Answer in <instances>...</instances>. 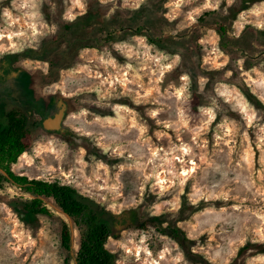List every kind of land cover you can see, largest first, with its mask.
<instances>
[{
  "label": "rangeland",
  "instance_id": "374dc122",
  "mask_svg": "<svg viewBox=\"0 0 264 264\" xmlns=\"http://www.w3.org/2000/svg\"><path fill=\"white\" fill-rule=\"evenodd\" d=\"M246 2L0 0V60L46 50L18 64L41 74L40 93L75 107L65 130L36 131L13 169L71 184L117 215L134 210L107 243L119 264H264V0ZM98 5L104 24L66 33ZM5 73L0 96L25 102L21 72ZM0 193L20 190L7 183ZM49 205L54 216L25 220L0 201V264H65L68 255L76 264L79 231ZM168 226L182 229V243Z\"/></svg>",
  "mask_w": 264,
  "mask_h": 264
},
{
  "label": "trees",
  "instance_id": "16d2710c",
  "mask_svg": "<svg viewBox=\"0 0 264 264\" xmlns=\"http://www.w3.org/2000/svg\"><path fill=\"white\" fill-rule=\"evenodd\" d=\"M253 1L255 0H247L246 3ZM246 7L247 4L242 9ZM143 10H135L138 17L145 14ZM105 22L103 8L98 5L90 6L85 13L66 23L64 27L66 33L72 36ZM227 27L226 23L217 24L222 36L226 35ZM26 57L48 58L46 50L30 47L23 51L5 54L0 60V67L5 70L3 63H6L9 67L18 69L15 64ZM63 57V52L56 53L50 60L51 66L56 65ZM40 75L24 70L27 98L25 102L0 96V189L11 183L20 190L19 194L12 196H4L0 193V201H5L14 210L24 213L25 220H36L39 215L54 216L55 210L49 205V201L53 202L74 221L79 231L80 244L76 264H119L116 253L107 246V243L111 236L120 237L124 226L134 221L136 215L134 210L126 211L124 216L117 215L96 198L83 193L71 184L30 177L13 169V164L17 163L21 155L32 146L35 132L43 127V119L49 116V109L57 101L63 98L68 105V111L75 108L72 98L60 94L40 93L36 88V81ZM45 76L49 77V75ZM163 231L171 233L178 241L183 242L181 240L183 232L179 226H168L163 228ZM72 240V226L67 219H62L61 241L68 252L72 249ZM65 264H71L70 255L65 258Z\"/></svg>",
  "mask_w": 264,
  "mask_h": 264
},
{
  "label": "water",
  "instance_id": "95a60500",
  "mask_svg": "<svg viewBox=\"0 0 264 264\" xmlns=\"http://www.w3.org/2000/svg\"><path fill=\"white\" fill-rule=\"evenodd\" d=\"M60 109L52 115H49L43 119V127L51 131H63L65 130L64 119L67 114L68 105L66 101L61 98L58 101Z\"/></svg>",
  "mask_w": 264,
  "mask_h": 264
},
{
  "label": "flooded vegetation",
  "instance_id": "af4514ba",
  "mask_svg": "<svg viewBox=\"0 0 264 264\" xmlns=\"http://www.w3.org/2000/svg\"><path fill=\"white\" fill-rule=\"evenodd\" d=\"M3 65L6 67V73H5V76H10L11 74L15 73L16 71H19L21 72V80H23V82L25 83V78L23 77V73H24V70L19 64L18 62L15 64L16 67H18V69H15V68H11L9 67L6 63H3ZM5 70H3L1 67H0V71L1 72H5ZM25 85V84H24Z\"/></svg>",
  "mask_w": 264,
  "mask_h": 264
},
{
  "label": "bare ground",
  "instance_id": "6f19581e",
  "mask_svg": "<svg viewBox=\"0 0 264 264\" xmlns=\"http://www.w3.org/2000/svg\"><path fill=\"white\" fill-rule=\"evenodd\" d=\"M140 253V252H139Z\"/></svg>",
  "mask_w": 264,
  "mask_h": 264
}]
</instances>
